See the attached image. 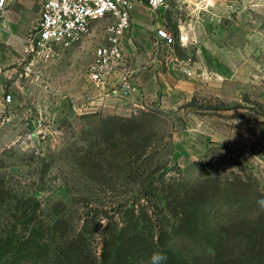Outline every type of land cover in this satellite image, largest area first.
<instances>
[{
    "label": "rangeland",
    "instance_id": "rangeland-1",
    "mask_svg": "<svg viewBox=\"0 0 264 264\" xmlns=\"http://www.w3.org/2000/svg\"><path fill=\"white\" fill-rule=\"evenodd\" d=\"M133 1L118 75L103 84L91 75L107 19L46 59L26 43L37 0L0 14V238L22 233L15 207L36 196L44 225L64 217L61 232L83 231L99 256L134 229L130 209L206 183L194 235L160 211L179 264H264L238 227L264 213V0ZM124 80L132 98L112 94ZM133 116V132L110 133Z\"/></svg>",
    "mask_w": 264,
    "mask_h": 264
},
{
    "label": "trees",
    "instance_id": "trees-1",
    "mask_svg": "<svg viewBox=\"0 0 264 264\" xmlns=\"http://www.w3.org/2000/svg\"><path fill=\"white\" fill-rule=\"evenodd\" d=\"M118 118L120 124L112 129V134L119 130L133 132V125L139 121L136 116ZM109 138H113V135ZM208 191L206 183H199L182 195L169 192L165 200L153 206L156 210L141 212L140 208L133 207L128 221L134 229L130 232L119 231L117 237L110 234L112 246L107 248L103 244L99 256L93 255L86 247L88 242L83 231L61 232L60 223L64 217H53L44 225L36 216L39 201L36 196L31 197L15 207L23 230L20 235L7 234L0 238V261L2 264H179L180 256L174 254L166 244L167 226L159 217L160 211L169 213L176 220L168 227L194 235L200 229L199 210L206 202ZM238 227L243 230V251L252 257L264 256V213L239 222ZM105 239L106 236H103ZM154 253H162L166 259H156Z\"/></svg>",
    "mask_w": 264,
    "mask_h": 264
},
{
    "label": "built area",
    "instance_id": "built-area-1",
    "mask_svg": "<svg viewBox=\"0 0 264 264\" xmlns=\"http://www.w3.org/2000/svg\"><path fill=\"white\" fill-rule=\"evenodd\" d=\"M152 10L167 0H145ZM39 13L36 25L26 38L31 51L48 59L58 48L70 46L90 34L92 23L107 19V42L97 49L98 60L93 66L92 77L98 81L111 70L123 55L122 37L131 25L133 0H37ZM8 0H0V14L4 16ZM167 43L172 41L169 32L159 35ZM122 94L130 96L136 88L124 80Z\"/></svg>",
    "mask_w": 264,
    "mask_h": 264
},
{
    "label": "crops",
    "instance_id": "crops-1",
    "mask_svg": "<svg viewBox=\"0 0 264 264\" xmlns=\"http://www.w3.org/2000/svg\"><path fill=\"white\" fill-rule=\"evenodd\" d=\"M18 2V4L17 3H15V4H12L11 5V8H12V13H14V14H16V15H20L24 10H29V9H31L32 8V5H34V4H32L33 3V1L34 0H17ZM117 66V65H116ZM115 65H114V67L111 69V70H109V71H107L104 75H103V79L101 80V81H99V82H101V84H103L104 82H105V78H106V74H108V77L110 76V78L112 77V75L111 74H113L114 76H116V75H118L117 74V67H116ZM122 78V77H121ZM119 80H120V78H119ZM118 80V81H119ZM122 91H123V88H121V87H118V89L117 88H114L113 90H112V94L113 95H118L119 94V96H122V97H124V98H129V97H131L132 95H130V96H127V95H123L122 94ZM115 98H117V99H119L118 97H115ZM132 98V97H131Z\"/></svg>",
    "mask_w": 264,
    "mask_h": 264
},
{
    "label": "clouds",
    "instance_id": "clouds-1",
    "mask_svg": "<svg viewBox=\"0 0 264 264\" xmlns=\"http://www.w3.org/2000/svg\"><path fill=\"white\" fill-rule=\"evenodd\" d=\"M153 256L154 258L159 259V260L166 259V257H164L162 253H154Z\"/></svg>",
    "mask_w": 264,
    "mask_h": 264
}]
</instances>
